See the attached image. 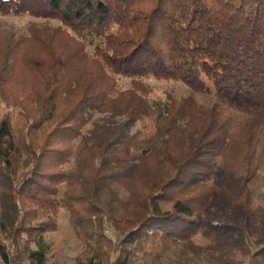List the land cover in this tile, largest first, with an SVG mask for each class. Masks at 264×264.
<instances>
[{
  "label": "trees",
  "instance_id": "16d2710c",
  "mask_svg": "<svg viewBox=\"0 0 264 264\" xmlns=\"http://www.w3.org/2000/svg\"><path fill=\"white\" fill-rule=\"evenodd\" d=\"M0 14L60 23L0 31V101L19 111L0 118L5 264H52L61 209L77 264H151L177 243L264 260L243 234L264 220V0H0ZM149 79L191 92L151 100ZM95 115L124 122L84 132Z\"/></svg>",
  "mask_w": 264,
  "mask_h": 264
},
{
  "label": "rangeland",
  "instance_id": "374dc122",
  "mask_svg": "<svg viewBox=\"0 0 264 264\" xmlns=\"http://www.w3.org/2000/svg\"><path fill=\"white\" fill-rule=\"evenodd\" d=\"M32 24H37L39 27L50 26L58 27L60 23L55 20L46 21L44 19L33 18L29 15H7L0 14V31L2 35L13 34L15 38L28 33V30ZM1 67V66H0ZM119 84L122 90L129 89L131 82L129 79L120 78ZM153 93L150 95L151 100L163 99L166 91H172L177 96L182 97L189 94L190 89L178 82L159 81L155 79L147 80ZM196 98L199 102L208 106L211 103L212 96L196 94ZM5 114H10L12 121L16 123L19 120L18 109L9 107L6 103L0 101V118ZM93 122H98L101 125L116 126L124 122L123 118H110L108 115H95L88 125L84 128V132H87ZM142 128L141 124H136L130 129L129 134H134ZM142 150L138 149L135 152L136 157H140ZM108 195L105 193L102 199V207L107 209ZM1 215V205H0ZM218 218H221L218 216ZM224 219V217H222ZM58 230L46 235L45 240L50 246L49 259L52 264H77L76 259L81 255L82 247L79 240L76 238L71 224L70 216L66 210H59L57 217ZM108 236L116 242L118 240V232L114 230L111 225H107ZM246 235L250 247L255 251L257 248L264 244V220L258 230H248L243 232ZM1 239V237H0ZM199 240V238H198ZM6 243V241H5ZM252 250V251H253ZM0 264H5L0 258ZM25 264V263H24ZM151 264H222L220 261L212 258L206 254H193L189 251L188 247L184 243L175 244L170 251H168L162 258ZM243 264H264L263 259L247 258Z\"/></svg>",
  "mask_w": 264,
  "mask_h": 264
}]
</instances>
